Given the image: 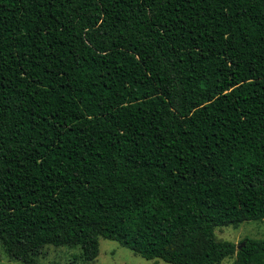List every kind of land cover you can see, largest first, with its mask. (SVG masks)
I'll return each mask as SVG.
<instances>
[{
  "label": "trees",
  "instance_id": "16d2710c",
  "mask_svg": "<svg viewBox=\"0 0 264 264\" xmlns=\"http://www.w3.org/2000/svg\"><path fill=\"white\" fill-rule=\"evenodd\" d=\"M264 0H0V246L99 239L264 264ZM57 264V263H48Z\"/></svg>",
  "mask_w": 264,
  "mask_h": 264
},
{
  "label": "rangeland",
  "instance_id": "374dc122",
  "mask_svg": "<svg viewBox=\"0 0 264 264\" xmlns=\"http://www.w3.org/2000/svg\"><path fill=\"white\" fill-rule=\"evenodd\" d=\"M215 236L218 240L232 242L238 247L245 238L264 239V222H246L237 228L232 226L218 227L215 229ZM79 252L78 249L69 250L67 247H47L42 256L37 257L36 260L41 264H72L73 255L79 254ZM0 264L22 263L9 259L0 246ZM90 264H154V262L141 258L117 242L100 238L99 255ZM156 264L168 263L158 260ZM220 264H236L235 258H226Z\"/></svg>",
  "mask_w": 264,
  "mask_h": 264
},
{
  "label": "water",
  "instance_id": "95a60500",
  "mask_svg": "<svg viewBox=\"0 0 264 264\" xmlns=\"http://www.w3.org/2000/svg\"><path fill=\"white\" fill-rule=\"evenodd\" d=\"M243 245H244V243H242L241 246H238L237 250H240Z\"/></svg>",
  "mask_w": 264,
  "mask_h": 264
}]
</instances>
